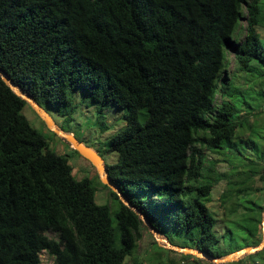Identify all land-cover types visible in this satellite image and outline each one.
Instances as JSON below:
<instances>
[{
    "label": "trees",
    "instance_id": "trees-1",
    "mask_svg": "<svg viewBox=\"0 0 264 264\" xmlns=\"http://www.w3.org/2000/svg\"><path fill=\"white\" fill-rule=\"evenodd\" d=\"M262 7L257 0H0V70L49 114L64 108L70 118L78 90L97 106L99 129L103 106L123 109V126L96 149L116 156L105 162L108 178L170 243L221 256L202 149L228 166L221 215L241 219L239 230L256 245L264 206L250 193L254 182L264 185V123L249 117L264 91L241 92L224 68L230 51L237 71L264 84ZM25 106L0 79V264H39L40 252L52 264H122L143 222L96 173L95 181L76 178L30 125ZM96 184L113 209L95 202Z\"/></svg>",
    "mask_w": 264,
    "mask_h": 264
},
{
    "label": "rangeland",
    "instance_id": "rangeland-1",
    "mask_svg": "<svg viewBox=\"0 0 264 264\" xmlns=\"http://www.w3.org/2000/svg\"><path fill=\"white\" fill-rule=\"evenodd\" d=\"M257 3L262 5V9H264V0H257ZM245 25V21L240 20V22H238L237 28L232 32V36L234 37L235 35H238L237 40L238 38H241L245 30ZM256 29L260 34L261 41L264 42V23L259 26L256 25ZM224 74L232 79V84L238 87L241 92H244L246 90L251 91V89L256 91L261 87L264 91V84L252 82L251 79L253 78L247 80V75L240 71H237L233 55L230 51L225 52ZM218 100L219 96L218 94H216L215 103H217ZM262 101L264 102V100ZM262 101L261 105L253 112V115L249 117V119H255V121L259 125H262L264 123V103ZM73 103L75 106L74 110L73 112L68 113L70 118L66 117L67 111L64 108L58 111H52L50 115L58 125L63 124V126L69 129V132L74 134L75 137L82 139L86 145L91 146L95 150L100 149V142L105 137H107L110 133L117 130L118 128L122 127L124 124L122 118L123 109L107 104L103 106L101 110V114L103 115V122L106 125V128L99 129V126L95 125L94 123L96 115H98L96 109L97 106L90 104L88 99L83 97L79 90L74 93ZM31 111L32 110L28 106H25L23 108V113L27 117L30 125L45 133L49 147L54 152L62 154L67 158L68 163L72 167L73 175L76 178L88 176L93 179L95 170L89 164V162L83 159L80 155L72 153L67 147L66 142L61 140L59 137L52 136L51 134L46 133L45 126H41L39 124L34 114H32L33 111ZM65 117L66 121L64 122ZM243 132L242 136H246L247 132ZM202 151L205 155L202 171L203 181L208 182L211 187V200L206 204L212 207L217 212L218 217V220L213 227V233L216 238L214 246L221 253L226 254L228 251H233V249H236L237 247L246 246L245 240L248 241L249 245L250 239L245 237V235L239 230L238 224L241 223V219H238L235 215H232L231 217L228 215H221L222 207L219 205L217 198L224 187L222 176L228 171L227 164L222 160V155L217 151L206 148H203ZM245 152L250 154L249 148L246 147ZM102 158L105 162L110 163L115 161L116 156L112 152H106L103 153ZM254 186L259 188L254 189V191H252L250 194L252 198L257 199L261 203V205L264 206V185L254 182L252 187ZM94 200L98 204L106 203L112 209L114 207V203L112 202L107 190L102 188L99 184L95 185ZM223 212L225 214L226 209L223 210ZM45 233L49 236H54L51 232ZM154 235L157 237V235L159 234L155 233ZM162 236L165 237L164 235ZM258 236L259 242L261 239V231ZM179 237L181 238V236L173 232H170L168 235V238L172 242L176 243L180 242ZM159 242L161 241L159 240ZM263 247L257 250L258 252L254 251L251 253H245L242 254L237 260L224 263H214L203 258L195 257L191 254H184L185 256L181 257L179 255V252L166 247H162L161 245L157 244L150 230L146 227V225H144V227H141V233L139 239L136 242V247L132 251L131 255H128L124 258L122 264H264ZM39 260V264H52V257L49 256L46 252L39 253Z\"/></svg>",
    "mask_w": 264,
    "mask_h": 264
},
{
    "label": "water",
    "instance_id": "water-1",
    "mask_svg": "<svg viewBox=\"0 0 264 264\" xmlns=\"http://www.w3.org/2000/svg\"><path fill=\"white\" fill-rule=\"evenodd\" d=\"M0 79L10 88V90L19 96L21 99L25 101L27 106L34 112V114L38 117V119L43 123L45 128L52 132L55 136L59 137L61 140L66 142L70 148L76 151L78 155H80L83 159L89 162V164L94 168L96 176L101 184L107 186L111 191H113L118 199L125 204L126 206L130 207L135 211L138 217L141 219L144 225L150 230L151 234L155 238L157 244L161 245L162 247H166L172 250H175L182 254H191L198 258H203L209 260L214 263H224L229 261L237 260L242 254L251 253L261 249L264 246V209L262 211V217L260 220V229H261V239L258 244L254 246H243L233 251H230L221 256H212L209 255L201 250L196 248H192L189 246H179L176 244L170 243L167 238H165L164 244H160L154 234H160L157 232L143 217V215L133 208L126 198L120 193L118 188L116 187L115 183L112 182L107 175L105 161L104 159L98 154V152L89 145H86L82 141L78 140L71 132L63 130L52 118V116L40 105L38 104L31 96L26 94L18 85H16L6 73L0 70Z\"/></svg>",
    "mask_w": 264,
    "mask_h": 264
},
{
    "label": "bare ground",
    "instance_id": "bare-ground-1",
    "mask_svg": "<svg viewBox=\"0 0 264 264\" xmlns=\"http://www.w3.org/2000/svg\"><path fill=\"white\" fill-rule=\"evenodd\" d=\"M154 236H155V235H154ZM155 237H156V236H155ZM156 238H157V240L159 239V240L162 242V243L160 242L161 244H164L163 242H165V241H164L165 238H164L163 236L157 235ZM159 240H158V241H159Z\"/></svg>",
    "mask_w": 264,
    "mask_h": 264
}]
</instances>
